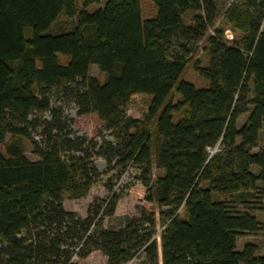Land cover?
I'll use <instances>...</instances> for the list:
<instances>
[{
  "label": "trees",
  "instance_id": "1",
  "mask_svg": "<svg viewBox=\"0 0 264 264\" xmlns=\"http://www.w3.org/2000/svg\"><path fill=\"white\" fill-rule=\"evenodd\" d=\"M80 1L77 11L76 0H0V142L23 136L38 156L29 159L16 142L0 150V264H75L73 256L94 250L106 264H264L253 243L236 248L242 232H264V203L259 223L246 206L231 210L232 201L213 198L248 203L258 184L264 194V145L252 151L264 132V0L225 7L240 32L233 44L221 29L206 35L216 0H151L156 12L146 19L140 0H104L91 11L101 0ZM190 10L198 13L186 24ZM61 14L77 21L52 32ZM204 36L208 64L195 68L207 85L196 87L181 76ZM90 64L104 81L88 73ZM135 93L151 97L141 118L126 113ZM52 94L68 97L77 115L95 114L97 135L72 131L50 106ZM97 157L116 177L129 166L139 171V216L117 229L103 226L119 199L109 183L110 195L94 198L85 217L62 205L66 193L82 197L99 178ZM152 161L162 170L154 182ZM148 204L158 207L159 248Z\"/></svg>",
  "mask_w": 264,
  "mask_h": 264
},
{
  "label": "rangeland",
  "instance_id": "2",
  "mask_svg": "<svg viewBox=\"0 0 264 264\" xmlns=\"http://www.w3.org/2000/svg\"><path fill=\"white\" fill-rule=\"evenodd\" d=\"M232 0H216L217 16L215 18L213 26L208 28L206 35L211 34L214 28L221 29L223 40L227 44H233L234 41L239 37V31L233 29L232 26L224 19L223 12L225 7ZM104 0H101L99 4H89L85 7L86 10L91 11L97 8L99 5H102ZM76 10L83 8L82 2L76 0L75 2ZM140 8L142 18H151L155 15L156 8L154 3L151 0H140ZM198 13L197 11H187L183 15V21L186 24H191L192 17L194 14ZM77 21V16L67 17L63 14L59 15L57 20L53 23L50 30L52 32L68 29L72 27ZM206 44L205 36L195 42V50H193L188 63L182 73V78L192 82L196 87H202L207 85V81L199 76L195 68V62L198 61L199 65L205 66L208 64V57L204 52V45ZM59 61L65 63L68 60V57L65 55L59 54ZM88 73L96 77L100 82L105 80V74L101 72L97 65L90 64ZM178 97V94L173 92L171 99L175 101ZM151 97L142 93L132 94L127 103L126 113L134 118H141L145 111L147 110L148 104ZM50 106L53 108H58L62 111V117L70 124L71 121V130L77 132L78 134L86 133L88 137H95L101 127V122L95 114L87 115H77V108L75 104L66 96L63 95H50ZM48 115V113H46ZM180 113L175 114L174 118L180 117ZM247 114L242 115L238 121L237 125L240 126L246 120ZM10 142H16L22 146L24 154L31 160L38 159V156L33 152V147L29 139L23 136H13L6 133L3 137L2 142H0V150L4 152L6 144ZM264 145V132H260V138L258 146L252 148V151H257L258 147ZM95 165L100 171L99 178L91 184L88 189V192L82 196L73 198L70 197L69 193H66L63 197L62 205L64 209L68 211H73L81 217H85L87 213L88 205L92 202L94 198H104L110 195L108 190L105 187V183H109L119 195V199L116 202L114 213L110 216H105L103 218V226L107 229H117L121 227L129 218L139 216V207L143 205L141 200L142 195V186L139 184V181L135 178V175L139 172L132 166L126 168V170L119 175L115 176L114 173H117L116 170H107L105 161L102 157H97L95 160ZM258 168L252 166L251 170L254 173H257ZM162 172L161 169L157 168L152 161L151 165V182H154L156 176ZM117 175V174H116ZM136 184V185H135ZM134 185V186H132ZM206 186L205 183L202 184ZM258 187L251 189L253 193V199L249 200L248 203H242L241 201L235 200L233 195L236 194H222L218 192H213V198L232 201L228 206L231 210H242L247 207L249 212H252L259 223L263 220V214L260 211V205L264 203V194L261 193ZM147 207L154 209L155 211V226L153 237L156 239L158 248L160 247V236L159 233L162 229L159 222L158 216V207L156 204H148ZM178 213L181 217L185 218L183 208L181 207L178 210ZM245 243H253L256 246L255 254L262 255L264 254V232L262 226L259 225L258 229L255 231H244L236 238V248L241 249ZM140 258L143 257L140 255ZM136 259L132 260L129 263L135 262ZM72 262L75 264H106V256L102 254L99 250H94L89 253L86 257L80 258L78 256L72 257Z\"/></svg>",
  "mask_w": 264,
  "mask_h": 264
},
{
  "label": "built area",
  "instance_id": "3",
  "mask_svg": "<svg viewBox=\"0 0 264 264\" xmlns=\"http://www.w3.org/2000/svg\"><path fill=\"white\" fill-rule=\"evenodd\" d=\"M207 149H208L209 153L212 154V153H214L215 151L218 150V147H217V145H215L214 147H212V148H207Z\"/></svg>",
  "mask_w": 264,
  "mask_h": 264
}]
</instances>
